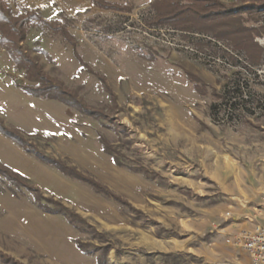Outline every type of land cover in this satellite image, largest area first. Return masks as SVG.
Instances as JSON below:
<instances>
[{"label": "rangeland", "instance_id": "374dc122", "mask_svg": "<svg viewBox=\"0 0 264 264\" xmlns=\"http://www.w3.org/2000/svg\"><path fill=\"white\" fill-rule=\"evenodd\" d=\"M119 1L133 12L89 0H18L47 18H73L78 57L37 31L26 46L39 41L54 60L38 56L45 70L106 117L100 123L27 95L23 76L0 53V119L40 137L42 152L104 194L0 132V164L46 197L63 199L80 224L44 212L32 193L7 188L0 175V253L19 264H98V257L107 264H250L235 244V219L264 192V53L254 65L211 35L149 29L153 0ZM245 19L264 51V8ZM99 138L133 170L116 165ZM77 239L91 253L79 251Z\"/></svg>", "mask_w": 264, "mask_h": 264}, {"label": "trees", "instance_id": "16d2710c", "mask_svg": "<svg viewBox=\"0 0 264 264\" xmlns=\"http://www.w3.org/2000/svg\"><path fill=\"white\" fill-rule=\"evenodd\" d=\"M89 1L92 7L107 11L132 13L134 9L133 5L121 3L119 0ZM12 2H15V7L12 6ZM240 2V6H232L221 0H153L149 4V14L144 22L145 26L153 30L166 28L182 33H200L231 42L234 48L248 54L252 64L257 65L261 61L264 51L255 42L257 31L248 27L245 15L258 14L260 9L264 8V0H240ZM72 28L73 18L64 12H59L57 18H47L38 7H29L19 3L18 0H0V45L5 49L15 70L23 76V83L19 85L22 91L43 100L60 101L101 123L102 118L106 117L103 112L90 107L77 92L70 90L67 85L52 77L45 70L38 56L43 55L49 62L54 60L51 54L40 46L39 41L36 42V47L33 49L26 46L30 35L37 31L61 39L66 45L72 46L75 57H78L77 38L72 32ZM79 62L85 66L80 59ZM99 78L105 81L102 77ZM192 79L194 87L199 90L200 84L196 82L197 80L195 81L194 77ZM105 89L109 90L107 86ZM0 132L38 159L57 166L64 174L80 179L93 186L92 188L96 192L104 194L103 188L99 184L93 181L86 182L76 170L66 166L62 160L42 152L35 144L40 139L37 135H27L8 127L2 119H0ZM99 140L102 142L104 152L113 156L116 165L133 170L114 155L116 152L107 142L100 138ZM0 175L5 179L7 188H18L21 192L24 189L32 193L36 204L44 212L64 216L72 226L79 229L78 215L64 204L63 199L55 196L46 197L40 189L30 184L28 178L1 164ZM199 200L206 201L210 198L199 197ZM214 203L216 202L211 201L209 204L213 205ZM75 243L77 249L82 253H91L87 246H84L78 239L75 240ZM3 257L2 260L6 264H19L11 257L4 255ZM166 257H171V254ZM105 262L101 260V257H98V264H107Z\"/></svg>", "mask_w": 264, "mask_h": 264}, {"label": "built area", "instance_id": "2783aa9c", "mask_svg": "<svg viewBox=\"0 0 264 264\" xmlns=\"http://www.w3.org/2000/svg\"><path fill=\"white\" fill-rule=\"evenodd\" d=\"M0 53H5L1 45ZM3 70L0 65V72ZM235 242L236 246L248 256L250 264H264V226L239 231L235 235Z\"/></svg>", "mask_w": 264, "mask_h": 264}, {"label": "crops", "instance_id": "0c3cea01", "mask_svg": "<svg viewBox=\"0 0 264 264\" xmlns=\"http://www.w3.org/2000/svg\"><path fill=\"white\" fill-rule=\"evenodd\" d=\"M264 192L260 197L259 201L255 206L244 211L240 214L235 220L239 221L240 227L237 230L236 234L241 230H250L254 229L256 226H264ZM245 207V206H244ZM235 234V235H236Z\"/></svg>", "mask_w": 264, "mask_h": 264}]
</instances>
